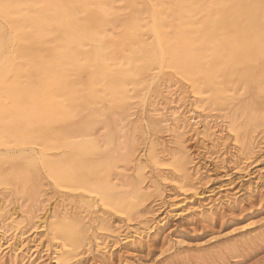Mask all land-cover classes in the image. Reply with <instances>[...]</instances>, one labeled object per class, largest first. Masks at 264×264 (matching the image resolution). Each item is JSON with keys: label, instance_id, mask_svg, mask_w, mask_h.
I'll return each instance as SVG.
<instances>
[{"label": "rangeland", "instance_id": "obj_1", "mask_svg": "<svg viewBox=\"0 0 264 264\" xmlns=\"http://www.w3.org/2000/svg\"><path fill=\"white\" fill-rule=\"evenodd\" d=\"M104 1L109 9L107 17L113 23L109 27L123 33L124 44L120 59L101 57L103 68L96 69L94 64L100 50L98 37L76 39L63 31L70 25L65 0H56L61 16L50 21L49 36L37 35L33 27L25 29L29 36L23 40V52L14 58L15 70L6 78L8 90L0 103V173L10 181L9 185L0 184V206L5 209L0 228L13 227L7 233H15L9 248L0 250V264H264V150L248 159L241 152L247 137L254 134L259 138L260 127L252 133L244 125L236 129L231 125L241 106L246 108V116L264 103V80L250 83L247 89L249 80L243 79L240 65L220 59L214 61V78L212 74L208 77V65L213 63L210 46L198 42L195 26L185 25L176 10L178 0L154 4L161 11V31L165 35L164 65L160 67L153 59L144 71L137 72L145 65L140 46L152 50L154 42L146 0H115L114 6L112 0ZM21 4L23 8L30 6ZM74 12L75 25L90 34L95 22L87 6L77 4ZM201 15H195L193 20ZM121 21L126 24L119 25ZM188 39L192 40L188 57L199 53L206 72L199 71L195 64L182 67L181 42ZM229 49L225 53L231 60L235 56ZM109 71L126 73L123 88L113 75L107 74ZM165 84H171L178 93L184 92L180 101L192 108L197 120L206 116L218 122L226 119L231 128L228 127L224 147L204 142L194 131L185 133L186 144L200 167L193 182H188L175 167L178 158L173 151L166 155L157 151L158 164L154 163L149 149L153 133L140 118L144 109L152 108V99ZM50 96L67 110L70 140L97 138L103 157L115 154L116 144L124 151L134 145L136 150L130 159L119 162L114 169H105L114 181L123 183L120 188L128 194L131 185L143 177L148 185L154 184L128 197L135 205L133 211L105 209L99 193L84 195L82 189L60 186L49 175L47 162L41 159L53 155L65 161L70 154L69 148L56 144L49 127ZM131 107L136 115L126 122L121 133L116 129L118 119L126 116ZM244 121V115H238L236 123ZM91 126L95 129L90 132L95 133L90 135ZM225 150L227 154H223ZM99 157L91 154L89 159ZM72 165L66 161L62 167L69 171ZM97 176L91 173L84 178L93 184ZM31 177L39 183L35 192ZM93 201L98 202L97 213L89 205ZM61 204L70 215L83 211L90 217L98 216L88 224L84 245L65 244L51 231L54 218L50 214ZM33 205L41 209V219H35L36 224L23 214ZM12 212L20 215L13 222L6 219ZM103 219L112 222L119 232L111 233ZM73 231L80 235L83 228L75 226ZM94 235L104 240L105 246L88 250L86 243ZM19 241L25 246L14 252Z\"/></svg>", "mask_w": 264, "mask_h": 264}, {"label": "bare ground", "instance_id": "obj_2", "mask_svg": "<svg viewBox=\"0 0 264 264\" xmlns=\"http://www.w3.org/2000/svg\"><path fill=\"white\" fill-rule=\"evenodd\" d=\"M23 2L29 3V8H23L21 4ZM92 2L94 5H90ZM115 2V0H112L113 6ZM76 3L87 6V10L94 19L95 29L90 34L85 31H80L75 25L74 11L77 5ZM158 3L160 5L161 0H146L144 5L152 18V24L149 29L153 34L154 42L152 50H147L140 46L145 65L137 68V72L144 71L153 59L154 63H158L160 67L165 63L167 52L164 48L165 35L161 31V11L154 5H158ZM64 5L70 25L64 26L63 31L70 37L77 36L76 39H83L86 35L99 38L98 45L100 50L97 53L98 59L94 62L96 69L103 68L101 57L121 58V48L124 44L123 33L113 29L111 30L109 27L113 25V23L107 17L109 9L104 0H65ZM57 6L56 0H0V103L2 94L8 90L6 78L15 70L14 58L23 52L25 47L23 40H26L25 38L29 36V33L25 30L26 27H33L34 32L39 36H49L50 21L58 20L61 16V12L57 10ZM176 10L181 14L186 26H195V31L198 33V42H204V44L210 46L213 63H209L208 65V77L211 78L212 74L214 78L213 69L216 65L214 61H219L220 59L232 65H240V73L243 79L249 80L246 83L247 89L251 88V84L264 80V2H262V0H178ZM200 13H202V15L199 19L193 20V17ZM122 24H126V22L121 21V23H119V25ZM104 32L106 34L101 37L100 34ZM190 41L192 42V40L189 39L181 42L182 67L186 68L188 64H195L199 71L202 70L201 72H206V67L203 66L204 64L201 62L202 56L199 53L194 54L191 58L188 57ZM142 43L143 41L141 40V44ZM228 49L231 50V54L235 56L233 59L231 58V60L227 58V52L225 53ZM235 52H237V54H235ZM188 58L190 59L188 60ZM170 62L173 61L170 60ZM109 72L107 74L113 75L116 78L118 86L123 88L122 80L126 76V73L120 71ZM102 73H105V71ZM156 80L157 78L155 77V81ZM183 93L184 92L178 93L175 91L171 84H165L164 87L157 91L156 96L152 99L154 101L150 103L152 108L149 109L148 107V109H144V115L140 118L153 133L149 149L150 152L154 154L152 157L155 161L154 163L158 164L157 151H161L165 155L171 154V151H173V155L178 158L175 167L182 172L184 178L188 182H193L194 179H196L195 177H197L196 175L200 167L195 163L197 157H195L186 144L187 140L185 135L187 134L185 133L194 131L196 135H201L204 142L207 141L211 143L212 146L214 145V147L215 145L224 147L229 136H227V133L229 134V125L227 126L228 122L226 119H222L218 122L219 120L209 119V116L204 117L203 120L202 118L201 120H197L198 116L193 115L194 111L192 108L190 107L188 109L185 102L180 101L182 100L181 95ZM48 111L50 119L49 127H52L56 144L60 143V145L70 149V154L65 161L53 155H50V159H41L42 162H47L49 175L53 177L55 182L60 186L82 189L83 193H85L84 195L89 196L91 193H99L100 201L105 209L112 208L115 211L127 209L133 211L135 205L128 200V197L140 194L142 191L151 188L150 185L154 186V184L148 185L143 177L131 185L132 189L128 194V191H122L120 188L123 183L114 181L111 174L106 173L105 169L106 167L114 169L118 166L119 162H125L130 159L136 150L134 145L130 146L127 151H124V147L116 144L115 147L117 152L113 155L103 157L104 151L97 138L93 137L88 140L77 142L68 138L71 133V124L65 120L67 110L61 103L54 101L52 96H50ZM245 112L246 108L241 106V112L235 116L233 119L234 122L231 120V125L235 129L238 125H244L246 129L251 130L252 133L256 131L254 128L260 127L258 133L261 135L258 139H256L257 137L254 134H251L243 142V145H241V152H243L245 156L243 158L248 159L252 157L253 155L251 154H255L256 151L264 150V140H261L264 139V103L253 108L246 116ZM134 115H136V111L133 110L132 107L128 108L127 115L118 119L117 131L122 133L123 129L126 127V122ZM238 115L242 117L244 115L245 121L237 124ZM94 129L95 128L91 126L88 129V134H94L95 132H90L94 131ZM229 129L231 130L230 127ZM116 134L119 135L118 132ZM166 136L170 138L167 140L165 138ZM169 143L174 144V146ZM2 144L0 140V147L3 146ZM227 153L228 150L223 152V154ZM91 154L100 157L96 160H90L89 157ZM1 156L2 154H0V159L2 158ZM66 161L68 163H73L69 171L62 167L63 163L66 164ZM91 173L98 174V179L95 180L93 184L86 181V178H84ZM29 180L32 183V191L35 192L39 185L38 180L32 177ZM0 184H10V181L6 177H3L1 173ZM160 194H162V190H160ZM64 204H61L59 206L60 209L58 208L54 213H49L51 218H54L50 224L51 231H54L57 237L62 239L65 244L74 245L76 247L82 244L84 245L87 240L85 233L90 230V225L88 224L98 220V216L90 217L88 214H84L83 211H78L70 215L67 213ZM89 205L91 208L96 209V213L100 211L97 206L98 202L93 201ZM39 208H41V206ZM3 210L5 209L0 206V216L3 214ZM38 211L36 205H33L31 210H23V214L26 215L27 219L33 220V224H36V222L41 219L39 214L41 209L39 212ZM147 212H149V209L147 211L144 210V213ZM12 213L8 215L6 219H11L13 222L20 215ZM35 219H37V221H35ZM102 221L111 233L119 232V228H115L114 224L109 220L103 219ZM75 226L83 228L80 235L74 234L73 229ZM8 228L10 227H4V225L0 228V250L2 251L9 248L15 236V233L14 236H9L11 233L8 234V230L10 231L13 227L10 229ZM133 232H136V230ZM22 237H20V239ZM126 237H129V235ZM105 243L104 240L94 235L93 240H88L86 245H89V250L91 247L96 246L99 248L103 245L105 246ZM24 244L21 241L19 247L15 248L14 246V252L21 250V248L25 246ZM106 248L108 247L106 246ZM30 255L31 254L28 256Z\"/></svg>", "mask_w": 264, "mask_h": 264}, {"label": "snow or ice", "instance_id": "obj_3", "mask_svg": "<svg viewBox=\"0 0 264 264\" xmlns=\"http://www.w3.org/2000/svg\"><path fill=\"white\" fill-rule=\"evenodd\" d=\"M262 2H264V0H262Z\"/></svg>", "mask_w": 264, "mask_h": 264}]
</instances>
